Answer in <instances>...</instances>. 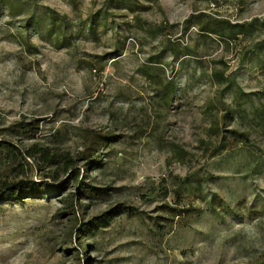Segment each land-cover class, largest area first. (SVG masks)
Returning <instances> with one entry per match:
<instances>
[{
  "label": "rangeland",
  "instance_id": "1",
  "mask_svg": "<svg viewBox=\"0 0 264 264\" xmlns=\"http://www.w3.org/2000/svg\"><path fill=\"white\" fill-rule=\"evenodd\" d=\"M0 191V264H264V0H0Z\"/></svg>",
  "mask_w": 264,
  "mask_h": 264
},
{
  "label": "trees",
  "instance_id": "2",
  "mask_svg": "<svg viewBox=\"0 0 264 264\" xmlns=\"http://www.w3.org/2000/svg\"><path fill=\"white\" fill-rule=\"evenodd\" d=\"M199 28H200L199 30L206 35H210V34L219 35L220 33V29L216 25L209 27L208 25L205 24L200 26ZM24 132H26V130H24ZM110 138L111 137L109 136H107L106 138L105 136L104 137L92 136L90 139L86 140L85 136H82V140H83L82 146L85 148L83 149L82 152L78 153L75 158L63 154H61L60 156L56 155L55 153H53V150L50 149L49 147H43L36 143L31 144V146L26 149L24 155L30 160L32 159V164L36 169V171H38L39 173H41V171L52 172L53 169L55 170L62 167L64 171L67 172L68 170L74 168L78 162H85L86 163L85 166L94 165L93 158L95 156V153L97 152L98 147H100L102 143H106L108 140H110ZM49 173L40 174L41 179L43 180L47 178L50 179L53 178V175H49ZM17 186L15 188H17ZM8 188L10 189L9 191L12 192H16L18 190V188L16 191L11 189V186H9ZM38 188H40L38 185L32 184L31 189L25 188L24 191L29 193L32 191L33 195H37ZM0 193H2V191H0ZM174 210L175 209H170L169 212L170 211L174 212ZM185 213H187V210L178 211V214L176 215L182 216ZM79 230H81V228H79Z\"/></svg>",
  "mask_w": 264,
  "mask_h": 264
}]
</instances>
